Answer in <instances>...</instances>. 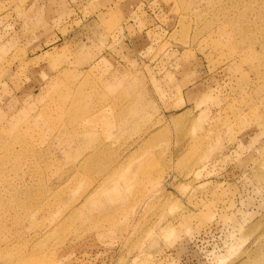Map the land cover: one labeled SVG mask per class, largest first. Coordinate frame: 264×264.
Listing matches in <instances>:
<instances>
[{"label": "rangeland", "instance_id": "374dc122", "mask_svg": "<svg viewBox=\"0 0 264 264\" xmlns=\"http://www.w3.org/2000/svg\"><path fill=\"white\" fill-rule=\"evenodd\" d=\"M0 264H264V0H0Z\"/></svg>", "mask_w": 264, "mask_h": 264}, {"label": "bare ground", "instance_id": "6f19581e", "mask_svg": "<svg viewBox=\"0 0 264 264\" xmlns=\"http://www.w3.org/2000/svg\"><path fill=\"white\" fill-rule=\"evenodd\" d=\"M90 161V160H89Z\"/></svg>", "mask_w": 264, "mask_h": 264}]
</instances>
